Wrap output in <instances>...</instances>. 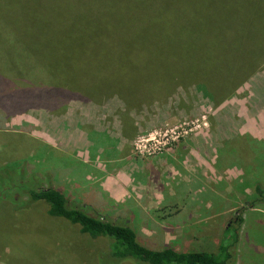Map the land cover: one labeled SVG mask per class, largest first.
Instances as JSON below:
<instances>
[{"label":"rangeland","instance_id":"1","mask_svg":"<svg viewBox=\"0 0 264 264\" xmlns=\"http://www.w3.org/2000/svg\"><path fill=\"white\" fill-rule=\"evenodd\" d=\"M6 1L12 8L10 15L13 18H23L28 12L25 7L29 5V2L30 4L41 3L44 8L91 4L86 0ZM97 1L101 5L106 3L108 6L114 0ZM172 1L152 0L153 5L150 9L155 12L168 11L172 7ZM212 2L218 4L217 7L209 6ZM220 7L221 3L217 0H201V11L205 12L204 14L208 10H218ZM14 8L16 10H13ZM60 10L51 9L52 15L63 14L59 12ZM92 10L88 12L91 14ZM56 19L52 17L50 21ZM137 24L130 26L134 27ZM149 27L144 28L146 30L144 38L147 42L144 43L138 38L136 40L142 44L135 42L131 46L132 50H137L131 54L136 58L132 62L135 67L126 66L121 70H111L109 76L113 77L116 83L121 84L120 87L124 91L130 89L135 92L130 98L132 101L129 105L134 106L129 114H132L139 125V131L130 141L133 156L145 159L170 153L183 140L199 134L208 135L209 130L215 128L220 131L235 132L234 129L239 128V123H243V127L247 128L254 122L253 118L257 117L253 113L258 111V107L264 110V54L258 58L259 61H255L254 71L237 88L235 94L216 104L198 85L201 83L202 50L212 43L219 42L216 30H213V34L209 36L203 26L195 27L193 23L173 26L177 34L182 32L187 35L175 42H173L174 38L169 36L167 42L161 43L159 42L161 40L157 39L158 31L154 28L158 26L150 25ZM258 36L254 38V41L264 50V37L259 41ZM176 43L180 46L179 52H177ZM127 47L130 46L121 44L122 57ZM192 49L196 52H191ZM192 63L196 64L195 70L198 71L195 77H192L190 73ZM95 101L102 104V107L96 108L97 113L100 114L97 122L99 121L102 125V120L108 121L115 118L117 124H120L118 112H125L126 105L119 93H107ZM93 103L97 102L70 101L61 114H55L43 108H33L9 118L6 123L7 129L0 131V140L3 141L0 144V172L4 173V166L8 165L10 169H15L14 179L11 181L10 188L7 187L9 183L0 182L2 187L0 194L17 191L21 184L18 183L16 175L25 176L26 174L29 176L28 181L38 176L41 180L40 184L44 187L61 188L67 197L68 205L84 204L83 200L75 196L73 187L70 188L68 183L71 180L69 178L81 176L82 169L87 167L81 161V159H87V148L81 147V143L78 144V148L75 147L80 139L74 130L76 122H85L87 118L81 116L80 120L76 121L72 118V113L78 114L82 111L84 115L85 111H88L87 106H92ZM73 104L78 105L75 107L77 109H72ZM67 110L68 115H64ZM49 120H56L54 128L46 124ZM99 122L98 125L101 127ZM111 134L117 135L114 132ZM154 135L156 140H145ZM177 136L180 137L175 140ZM40 140H46L48 143ZM170 140L175 141L170 144ZM243 141L241 137L234 134L222 140L221 150L233 151L235 147H240ZM250 148L256 151L260 146L258 143L250 142ZM243 151H246V148ZM58 178L65 179L59 181ZM237 185L239 183H234V186ZM256 186L264 188V181H249L251 192L243 198L244 207H240L239 202L236 205L234 197L232 202L224 206L227 213H223L219 218L220 225L222 224L219 232L214 230L201 232L200 213L198 217L194 214L195 220L189 221L195 226L194 230L176 232L174 227L183 222L174 221L170 216L175 210L157 207L148 210L146 208L149 207L144 205L133 206L136 211L132 223L137 239L152 249L171 247L179 251L215 252L223 239V227L229 223L228 232L231 238L224 239V242L231 244L236 237L237 242L232 250L233 260L228 264H264V197L260 196L259 199V194L255 191ZM20 200L26 201L27 206L22 207L19 203L9 201H3L0 206V264H140L131 259L113 261L108 257L109 239L91 238L80 233L78 225L70 224L61 217L49 216L46 202H29L27 196H22ZM94 205L100 215L106 210V206L98 202ZM118 207L115 206L117 209ZM238 210L246 213L243 214L245 219L241 224L238 225L234 219L224 218L226 214L232 215ZM112 211L115 212L113 209ZM239 215H242V212L238 211ZM215 220L218 219L206 220L202 225H208ZM201 233L205 236H201Z\"/></svg>","mask_w":264,"mask_h":264},{"label":"trees","instance_id":"2","mask_svg":"<svg viewBox=\"0 0 264 264\" xmlns=\"http://www.w3.org/2000/svg\"><path fill=\"white\" fill-rule=\"evenodd\" d=\"M86 1L91 4L47 8L41 3L29 2L25 16L13 18L9 3L0 0V131L7 129L9 118L29 109L43 108L61 114L70 101L98 103L95 100L107 93H119L129 114L134 107L129 106L130 98L135 92L124 91L121 84L109 77L110 71L135 67L132 62L136 58L131 54L137 50L131 46L141 43L138 38L147 42L144 28L150 25L158 26L154 28L161 43L167 42L169 36L175 42L187 35L177 34L173 26L193 23L195 27L203 26L209 36L216 30L219 42L202 50L201 83H198L216 104L235 94L254 71L255 61L264 54L263 48L254 41L257 35L259 41L264 37V0H217L221 7L206 14L201 11V0H173L170 10L156 12L150 9L152 0H114L108 6L97 0ZM212 5L216 4H209ZM51 9H61L59 12L63 14L53 16ZM52 17L57 19L50 21ZM132 24L137 25L132 27ZM121 44L130 46L123 57ZM176 46L179 52L180 46L177 43ZM195 69L196 64L192 63V77L198 74ZM4 167L0 182L9 183L10 188L15 169ZM28 177L16 175L20 187L9 194H0V206L3 201H9L26 207L28 203L20 200L22 196H27L29 202L44 201L49 216L78 225L79 232L91 238L109 239L108 257L113 261L228 264L233 260L237 237L231 244L224 242L231 238L229 227L215 252L178 251L171 247L152 249L138 241L135 230L126 220L100 215L86 203L70 206L63 191L44 187L38 176L30 181ZM255 191L259 199L264 197L263 186H256ZM236 221L238 225L242 223L241 215H237Z\"/></svg>","mask_w":264,"mask_h":264},{"label":"crops","instance_id":"3","mask_svg":"<svg viewBox=\"0 0 264 264\" xmlns=\"http://www.w3.org/2000/svg\"><path fill=\"white\" fill-rule=\"evenodd\" d=\"M91 105L87 106L88 111L84 115L82 111L72 113L76 121L81 116L87 118L85 122H76L74 127L80 139L79 143H74L75 147L78 148L81 143V147L87 148V159H81L87 167L82 169L81 176L69 178L71 180L68 184L70 188L73 187L75 196L95 211L100 213L94 205L98 202L106 206L103 216L112 220H126L134 230L132 222L136 208L133 206L144 205L149 207L146 208L148 210L154 207L175 210L170 216L174 221L183 222L174 227L176 232L194 230L195 226L189 221L195 220L194 214L198 217L199 213L201 232H219L222 228L219 218L227 213L224 206L232 202L234 197L236 205L239 202L240 207H244L243 198L251 192L249 181H264V110L260 106L253 113L257 117L253 118L254 122L247 128L239 123L235 132L211 129L208 135L199 134L183 140L170 153L144 159L133 156L130 149V141L139 131V125L132 114L119 111L120 124L114 118L102 120V125L98 121L101 125L99 127L97 120L100 114L97 113V107H102V104ZM71 107L74 109L78 105L73 104ZM64 115H68V110ZM56 123V120H49L46 124L54 128ZM112 132L117 135H112ZM234 134L244 140L241 146L235 147L233 151H222V140ZM40 141L48 143L46 140ZM250 142L258 143L260 148L252 150ZM245 148L246 151H243ZM238 156L240 159L237 160ZM58 179L63 181L65 178ZM236 182L239 185L234 186ZM243 214L246 213L242 211V221L245 219ZM237 215L238 211L232 215L226 214L224 218L236 221ZM216 218L217 221L202 225L206 220ZM228 227L230 225L226 223L222 235ZM201 236L205 235L201 233Z\"/></svg>","mask_w":264,"mask_h":264},{"label":"built area","instance_id":"4","mask_svg":"<svg viewBox=\"0 0 264 264\" xmlns=\"http://www.w3.org/2000/svg\"><path fill=\"white\" fill-rule=\"evenodd\" d=\"M170 137H172V136H170ZM179 137H180V136H177V137L175 138V140H176L177 138H179ZM149 139H155V140H156V136L154 135V137H152V138H147V139H145V140L148 141ZM175 140H170L169 143L172 144L173 141H175Z\"/></svg>","mask_w":264,"mask_h":264}]
</instances>
